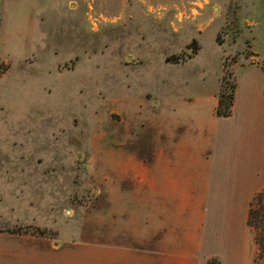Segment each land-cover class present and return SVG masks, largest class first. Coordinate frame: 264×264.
Masks as SVG:
<instances>
[{"label": "rangeland", "instance_id": "1", "mask_svg": "<svg viewBox=\"0 0 264 264\" xmlns=\"http://www.w3.org/2000/svg\"><path fill=\"white\" fill-rule=\"evenodd\" d=\"M3 7L1 233L98 241L92 235L114 211L121 183L116 156L147 151L164 104L188 105L177 100L189 97L191 112L210 122L224 74L232 82L237 66L264 64V0H5ZM176 56L186 61L169 62Z\"/></svg>", "mask_w": 264, "mask_h": 264}, {"label": "crops", "instance_id": "2", "mask_svg": "<svg viewBox=\"0 0 264 264\" xmlns=\"http://www.w3.org/2000/svg\"><path fill=\"white\" fill-rule=\"evenodd\" d=\"M235 73L231 116L205 122L191 112V98L175 99L188 105L164 104L145 153L116 156L121 183L114 211L92 235L98 241L0 232V264H256L248 221L253 196L264 190V68Z\"/></svg>", "mask_w": 264, "mask_h": 264}, {"label": "trees", "instance_id": "3", "mask_svg": "<svg viewBox=\"0 0 264 264\" xmlns=\"http://www.w3.org/2000/svg\"><path fill=\"white\" fill-rule=\"evenodd\" d=\"M196 45V44H195ZM197 51H193V54L189 57H193ZM186 61L184 57H173L169 59V62L172 63H181ZM227 65H225V69H227ZM264 68V64H263ZM233 77L231 73H225L222 77L220 84V91L218 95V107L216 110V115L218 117H229L232 115V109L234 106L237 82L236 78L234 81L229 82L230 77ZM250 227H252L256 232V242L259 246V254L256 258V264L263 262L264 264V190L255 194L251 200V208L250 215L248 221ZM8 233L11 234H27L26 231L23 230H8ZM41 236H45V232H40Z\"/></svg>", "mask_w": 264, "mask_h": 264}]
</instances>
